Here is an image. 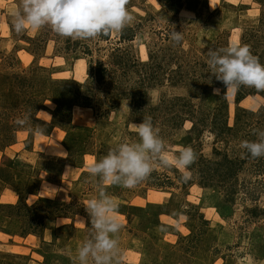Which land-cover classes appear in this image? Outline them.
Here are the masks:
<instances>
[{
  "label": "rangeland",
  "instance_id": "obj_1",
  "mask_svg": "<svg viewBox=\"0 0 264 264\" xmlns=\"http://www.w3.org/2000/svg\"><path fill=\"white\" fill-rule=\"evenodd\" d=\"M19 3L0 0V264H79L98 187L118 208L113 264H264V213L248 212L264 210V157L239 147L264 131V91L224 93L202 55L248 45L264 65V0H129L134 20L123 32L93 39L50 26L18 33ZM147 116L169 154L193 149L191 178L155 161L130 188L90 175V160L138 141L129 125ZM223 123L229 130L216 137ZM37 124L44 135L28 130ZM223 153L239 161L227 178L214 165Z\"/></svg>",
  "mask_w": 264,
  "mask_h": 264
},
{
  "label": "clouds",
  "instance_id": "obj_2",
  "mask_svg": "<svg viewBox=\"0 0 264 264\" xmlns=\"http://www.w3.org/2000/svg\"><path fill=\"white\" fill-rule=\"evenodd\" d=\"M128 3L129 0H20L13 13V26L18 33L50 26L56 34L73 39H93L112 32L121 34L134 20L127 9ZM169 36L176 43L182 40L181 32L172 30ZM202 55L206 56L210 77L225 86L224 93L238 91L241 86L264 91V65L252 54L250 46L232 44L218 50L208 49ZM213 95H220V89H213ZM17 123H30V118L26 115ZM129 126L137 134L138 141L121 142L106 155L90 160V175L98 177L104 184L130 188L151 174L155 161L166 167L175 166L182 172L184 182L191 178L189 169L197 157L190 146L180 147L178 154H169L150 116ZM28 130L35 136L44 135L39 124ZM254 135L257 136L255 141H240L239 147L244 150L241 154L251 158L264 157V131L254 130ZM85 211L91 228L77 249L76 259L79 264H113L118 255L115 237L121 229L117 205L103 187H98L97 195L87 201Z\"/></svg>",
  "mask_w": 264,
  "mask_h": 264
},
{
  "label": "trees",
  "instance_id": "obj_3",
  "mask_svg": "<svg viewBox=\"0 0 264 264\" xmlns=\"http://www.w3.org/2000/svg\"><path fill=\"white\" fill-rule=\"evenodd\" d=\"M106 37H107V36H106ZM95 71H96V72H95L96 77H98V79H103V78H104V74H106V73L108 72V69H107L105 66H102L101 64H99V65L96 66ZM240 88H241V87H240ZM241 93H242V92H241ZM243 93H244V92H243ZM243 93H242V94H243ZM246 94H248V93H244V95H246ZM223 124H225V123H223ZM225 127H226V124L223 125L222 128L220 127L222 131H217V132L215 133V136L218 137V136H220L221 134L227 133L226 131L229 130V128L227 127V130H226ZM223 130H224V131H223ZM218 153H219V152H218ZM246 156H248V155L246 154ZM237 162H239V161H237L235 158H231V157H229L228 155H226L225 153H223L222 156H221V159H220L219 161L215 162L214 165L217 163V164H219L220 167L224 168L225 172H226V170H227L229 173L224 174V172H223V177H224V178H227V177L230 176V175H231V176L234 175L232 172H234V170H235L234 167H235V165L237 164ZM211 163H213V161H211ZM202 166L204 167L203 172H198V173H200V176H202V177H201V181L203 182V184L207 185L208 182L212 180V179H211L212 176H210L209 173H208V172L210 171V169H209L206 165H203V164H202ZM216 166H217V165H216ZM219 166H217V167H219ZM206 170H207V172H206V174H205V171H206ZM217 178H218V177H217ZM257 211L264 213V210H262V209L259 210V209H256V208L249 209L248 212L250 213V215H252V216H256Z\"/></svg>",
  "mask_w": 264,
  "mask_h": 264
},
{
  "label": "bare ground",
  "instance_id": "obj_4",
  "mask_svg": "<svg viewBox=\"0 0 264 264\" xmlns=\"http://www.w3.org/2000/svg\"><path fill=\"white\" fill-rule=\"evenodd\" d=\"M123 102H122V105H120V113H123L122 115H124V114H126V112H127V107H125V104H126V102H127V100H122Z\"/></svg>",
  "mask_w": 264,
  "mask_h": 264
}]
</instances>
